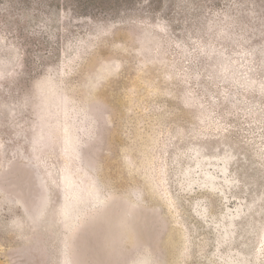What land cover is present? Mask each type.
Instances as JSON below:
<instances>
[{"label": "rangeland", "instance_id": "rangeland-1", "mask_svg": "<svg viewBox=\"0 0 264 264\" xmlns=\"http://www.w3.org/2000/svg\"><path fill=\"white\" fill-rule=\"evenodd\" d=\"M0 264H264V0H0Z\"/></svg>", "mask_w": 264, "mask_h": 264}]
</instances>
